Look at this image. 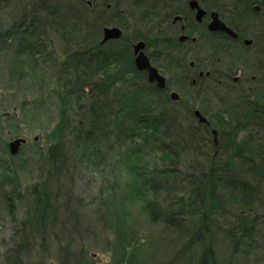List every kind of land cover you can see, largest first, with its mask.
I'll use <instances>...</instances> for the list:
<instances>
[{"label":"trees","instance_id":"1","mask_svg":"<svg viewBox=\"0 0 264 264\" xmlns=\"http://www.w3.org/2000/svg\"><path fill=\"white\" fill-rule=\"evenodd\" d=\"M92 1L28 0L12 25L0 31L1 41L21 33L42 37L45 29L40 25H49L65 46L54 77L59 121L51 131L52 141L47 144L44 154H38V169L40 172L46 169L44 179L34 183L29 190L25 211L29 218L24 223L22 239L25 242L21 250H28L29 238L42 235V241L46 240L52 228L50 219L55 213L51 200L59 199V181L68 176L69 167L72 166L74 171L77 162L96 164L106 153L117 155L125 165L131 177L127 193L142 197V209L148 221L162 226L165 231L166 236L160 238L155 251L156 255H161L160 264H180L185 256L186 264H215L213 241L219 234L225 235L233 249L242 244L250 250L256 242L252 238L253 232L254 236L264 239L260 230L264 227V219L256 216L260 214L264 218V143L256 142L255 137L248 134L252 126L256 132L264 131V82L257 83L262 95L240 92L237 99L232 97L236 104L227 106L224 112L225 117H231V126L220 118L218 122L222 126H218L203 108L198 110L207 117L209 124L200 123L193 115L194 109L190 108L186 120L191 124L186 130L178 114L170 110L169 105L179 102L180 98L171 97L167 79L166 86L160 89L155 83L148 82L146 72L138 70L134 64L129 42L142 40L151 63L161 68L149 51L150 38L133 34L130 40L123 36L121 41L101 43L102 29L110 23L104 17L108 3L120 12L123 9L120 3L125 0H99L98 11L92 7ZM150 1L155 4L151 10L152 18L158 19L162 12L174 14L177 2L181 0ZM135 2L137 0H133ZM3 3L4 0H0V12L5 6ZM202 3L218 11L228 25L236 28L241 24L237 31L264 47L263 0H230L226 14L213 4V0ZM257 4L259 12L253 8ZM138 16L140 21L145 20L148 16L146 6L141 8ZM251 21L256 23L253 32L248 30ZM38 26L41 29L35 32ZM111 26L123 30L120 23L114 22ZM224 39L223 36L210 38L208 45L213 48L214 41ZM153 40L157 43L152 42L151 48L168 47L170 41L182 45L175 39L154 37ZM119 42L122 45L115 47L114 43ZM108 44L114 45L107 47ZM23 47L28 53V63L51 60L44 52L45 45L38 41L26 42ZM213 49L210 58L214 61L223 54ZM212 68L213 64L206 66L209 75L203 79L212 77ZM210 128L217 131L216 144ZM224 130H228L226 135ZM240 132L245 134L241 138ZM261 138L264 139V132ZM197 144L202 145L199 150L194 149ZM188 145L205 164L194 167L191 172H182L177 161L183 146ZM65 146L71 149L67 151ZM101 147L105 148L103 155ZM18 188L16 172L0 170V201L10 215L15 213L13 202L21 200ZM51 191L54 192L52 199ZM256 209L261 210L260 213ZM250 212L256 213L255 217ZM181 221L188 228H182ZM115 231L117 241L123 230L117 227ZM171 233L176 235L172 240L168 237ZM181 239L185 241L171 254L172 257L163 258L171 253L173 243ZM126 244L120 241L119 248L123 250ZM243 247L241 251L247 254ZM80 250L76 257L84 253ZM260 251L264 256V241ZM64 253H60L59 262L71 264L70 256L74 254ZM16 255L18 253L13 256L16 258Z\"/></svg>","mask_w":264,"mask_h":264},{"label":"rangeland","instance_id":"2","mask_svg":"<svg viewBox=\"0 0 264 264\" xmlns=\"http://www.w3.org/2000/svg\"><path fill=\"white\" fill-rule=\"evenodd\" d=\"M27 1L4 0L5 6L0 12V31L12 25L14 17L24 10ZM108 4L110 5H107L104 14L105 19L110 21V25L107 26H111L114 22L123 26L121 37L116 41H121L123 36L130 40L133 34L150 38L149 51L158 61L161 73L168 81V92L175 91L180 98L179 102L169 105L170 110L173 114H178L181 125L186 130L191 124V121L186 120V112L190 108L194 110L203 108L207 116L220 127L222 125L218 122L219 118L224 119L223 122L231 126L233 121L231 117L228 118L229 115L225 117L224 112L227 106L236 104L232 97L235 96L237 99V94L240 92L251 91L257 88V82H264V77L257 76L248 83L242 81L240 85L234 87L235 89L217 82V79L222 80L225 73L231 69L233 75L244 73L247 77L253 74V70L256 69L250 70L247 66L253 61V57L258 61L263 59L261 56L263 57L264 54L256 51L261 49L260 44L254 42L252 48L242 47L241 50H236V45H226V48L231 50L226 51L228 55H221L222 60L219 64L213 65L212 77L201 78L199 81L188 64L194 55L200 53L206 60L211 56V49L214 48L213 51L217 52L215 47L208 45L210 43L207 39L203 42L199 41V49L194 52L171 41L168 42V47L151 48V45H154L152 42L157 43L151 33L155 27V19L152 18L151 12L155 4L150 0H137L135 3L133 0H125L120 3L123 8L120 12L112 8L111 2ZM213 4L224 14L229 12L230 0H213ZM88 5L91 7V4ZM93 6L98 11L99 0H93ZM145 6L148 16L144 21H140L138 15ZM40 26L45 29L42 37L33 33H21L9 40H0V170L16 172L21 196L20 201L13 202L15 210L13 215L8 213L6 205L0 201V264H65L59 262L61 252L74 254L70 256L71 264H160L161 255H156L155 251L160 244L158 242L160 238L166 236L165 231L162 226L148 221L147 214L142 209V197L136 193H127L131 180L129 172L117 155L107 153L105 157H100L96 164L77 162L74 171L72 166L69 167L68 176H63L59 181V199L54 202L51 200L55 213L52 220L50 219L52 228L46 240L42 241V235L34 236L28 240L30 244L28 250H21L25 242L22 239L23 227L29 218V214H25L28 209L29 190L34 183L44 179L46 169L43 168L41 172L38 169V154L40 152L44 154L47 144L52 141L51 131L59 121V103L54 94L57 85L54 77L58 69L57 64L61 62L65 51L64 43L62 44L51 27L44 24ZM40 26L35 32L41 29ZM248 26L249 31L253 32L256 29V23H248ZM32 41L45 45L44 52L51 60L28 63V53L23 50V44ZM129 43L132 49L134 42ZM114 44L115 47L122 45L121 42ZM262 44L264 45V40ZM111 45L108 44L107 47ZM205 70H208L206 65L203 74H208L209 72ZM229 83L233 82L230 80ZM253 91L255 90L251 92ZM205 119L204 123H209L207 117ZM249 121L251 122L252 119ZM210 130L215 129L210 128ZM248 130V134H252L250 136L255 137L256 142L264 143V139L261 138L264 132L262 129L261 132H256L255 127L252 126ZM227 131L224 130L223 133L226 135ZM243 135L245 134L240 132V138ZM14 138H23L24 143L20 145L17 154L10 155L8 143ZM200 147L202 145L197 144L194 149L199 150ZM63 148L67 151L71 149L70 146ZM101 149L103 155L105 148L101 147ZM177 162L182 172H191L194 167L205 164L198 154L190 150L189 145L183 146L181 158ZM50 193L52 199L54 192ZM256 211L260 213L261 210L256 209ZM255 214L252 213L254 217ZM259 215L256 214L257 217L264 219ZM181 222L182 228H188L184 226V221ZM262 225L258 227L261 228ZM117 227L123 231L119 232L115 241ZM263 229L264 227L260 230L264 237ZM253 233L252 238L256 242L250 250L242 244H239L237 249H233L224 234L216 235L213 241L214 263L264 264V256L260 251L264 239H259ZM174 236L175 233H171L168 237L172 240ZM120 241L121 244L127 243L123 250L119 248ZM184 241L185 239L176 240L175 243L172 241L174 248L167 257L163 258L172 257L171 254L173 255ZM242 247L247 254L241 251ZM79 248L84 253L76 257ZM15 253H18L16 258L13 256ZM186 259L187 256L180 264H186Z\"/></svg>","mask_w":264,"mask_h":264},{"label":"flooded vegetation","instance_id":"3","mask_svg":"<svg viewBox=\"0 0 264 264\" xmlns=\"http://www.w3.org/2000/svg\"><path fill=\"white\" fill-rule=\"evenodd\" d=\"M189 0H181L178 1V8L175 10V13L171 15V11L162 12L160 18L155 19V27L152 29L151 33L153 34V37H160L162 39H175L176 42L182 43L183 47H187L188 51L194 52L195 50L199 49L198 42H203L204 39H210L216 37V39L220 36H223L225 39L221 41H214L213 45L216 48L217 53H222L223 55H228L226 51H230V48H226V45H236V50H241L243 48L250 49L252 48L254 44V40L252 37H246L243 36L242 33H239L237 31V28H241V24L237 25L236 28L228 25L225 20H223L219 14L220 19H222L229 27H231L236 32V37H232L229 34H227L224 31L216 30V31H210L208 28V23L210 20V12L216 11L213 8L206 7L205 4H203V1L206 0H196L198 2V5L205 10V14L202 16L201 20H196L195 13L196 9H192L188 5ZM264 1V0H263ZM253 8L255 12L260 11V6L253 5ZM247 21V20H246ZM261 21L264 22V13L261 16ZM252 22V21H251ZM250 22V23H251ZM180 36H185V39L183 41L179 40ZM245 40H250V43H245ZM243 47V48H242ZM234 49V48H233ZM257 53L258 51L260 53L264 54V47H261V49H256ZM200 55V56H199ZM259 61L256 59V57H253V61H250L247 68L253 70V74H250L246 77L244 73H239L238 75H233V70H229L225 73V76L222 80L217 79V82L223 83L224 86L232 87L240 85L242 81L248 83L250 81H253L257 78H263L264 77V56ZM222 58L218 56L216 60L214 61L207 57L206 60L204 57H201V54L194 55L192 59L189 61V67L192 69L195 76H197L199 79L203 77H208V74H203L204 66H208L209 64H219L221 62ZM155 66V65H154ZM221 66V65H220ZM214 67V66H213ZM232 67V66H231ZM157 68V67H156ZM160 74V69L157 68ZM209 72L208 70H205V72ZM203 74V75H202ZM232 81L233 83H229V81ZM166 82V78H165ZM245 83V84H246ZM258 83V82H257ZM252 86H250L249 89H251ZM235 89V88H234ZM252 90H255L251 92ZM251 91H245V94H254L255 95H262L263 93H259L258 88L252 89ZM194 115V113H193ZM195 117V115H194ZM196 118V117H195ZM198 119V118H196ZM204 123V122H203ZM207 125L209 123H206Z\"/></svg>","mask_w":264,"mask_h":264},{"label":"water","instance_id":"4","mask_svg":"<svg viewBox=\"0 0 264 264\" xmlns=\"http://www.w3.org/2000/svg\"><path fill=\"white\" fill-rule=\"evenodd\" d=\"M188 5L192 9H196L195 18L196 20H201L202 16L205 14V10L202 9L196 0H189ZM209 30L216 31H224L232 37H236V33L228 27L218 16L217 11L210 12V20L208 23ZM121 29L116 26H105L102 29V39L101 43H104L108 40H116L121 37ZM185 36L179 37L180 41H183ZM250 40H245V43H250ZM145 43L144 41H138L132 44V51L134 54V64L138 70H145L147 73L148 82H155L156 86L160 89L165 86V77L161 75L156 67H154L150 61L148 56L144 53ZM171 97L173 99H178V95L176 93H171ZM194 115L198 118L199 122H206L205 117L200 113L199 110L194 111ZM214 137V143L216 144V130L212 131ZM24 143L23 138H14L8 143V150L11 155H15L18 153L20 145Z\"/></svg>","mask_w":264,"mask_h":264},{"label":"bare ground","instance_id":"5","mask_svg":"<svg viewBox=\"0 0 264 264\" xmlns=\"http://www.w3.org/2000/svg\"><path fill=\"white\" fill-rule=\"evenodd\" d=\"M203 9V8H202ZM218 16H219V14H218ZM220 18V17H219ZM222 20V19H221ZM223 21V20H222ZM224 22V21H223ZM225 23V22H224ZM226 24V23H225ZM227 25V24H226ZM228 26V25H227ZM229 27V26H228ZM231 28V27H230ZM232 29V28H231ZM233 30V29H232ZM210 31H212V30H210ZM234 31V30H233ZM235 32V31H234ZM236 33V32H235ZM181 37V36H180ZM209 40L210 39H208L207 41L209 42ZM139 41H142V40H139ZM138 42V41H137ZM210 43V42H209ZM212 131L213 130H211V134H212ZM216 134H217V132H216ZM213 135V134H212ZM213 139V142H214V137L212 138ZM216 141H217V138H216ZM217 143V142H216Z\"/></svg>","mask_w":264,"mask_h":264}]
</instances>
